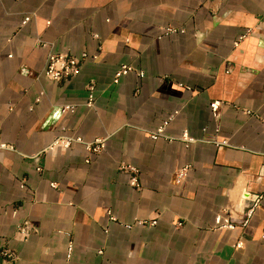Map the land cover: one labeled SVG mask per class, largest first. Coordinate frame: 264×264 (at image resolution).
<instances>
[{"label":"crops","instance_id":"obj_1","mask_svg":"<svg viewBox=\"0 0 264 264\" xmlns=\"http://www.w3.org/2000/svg\"><path fill=\"white\" fill-rule=\"evenodd\" d=\"M52 53L90 57L53 83ZM3 145L0 264H264V0H0Z\"/></svg>","mask_w":264,"mask_h":264},{"label":"built area","instance_id":"obj_2","mask_svg":"<svg viewBox=\"0 0 264 264\" xmlns=\"http://www.w3.org/2000/svg\"><path fill=\"white\" fill-rule=\"evenodd\" d=\"M29 21L28 18L25 19L24 24H26ZM178 30L172 29V28H166L164 30V34L165 35H170V34H174V33H178ZM180 33H184V30H180ZM248 34L243 35L239 38V40H237L235 42V47H238L241 43V41H243ZM95 38H98L97 35H95ZM89 55L87 53H82L79 57L74 56L70 53H52L49 54L48 59H47V65H46V69L44 72L45 78L53 83H62L65 81H69L72 80L74 78H76L82 70V66L83 63L89 59ZM98 56L94 55L93 59H97ZM135 73L137 74L139 77H144V72L143 71H139L137 70L134 66L129 65V64H123L122 66H120V68L117 70L116 74H115V78H114V83L117 84L119 82V79L123 76L129 75ZM88 91H89V99H88V103L87 105L89 107H93L95 104V86L94 83L91 82V84L88 85ZM39 101V100H38ZM223 103L221 101H214L211 103L210 107L211 110L213 112V114H215V116H219L220 112H221V107H222ZM66 111H68L69 113H74L76 110L75 106H67L66 108H64ZM248 114H252L251 112H248ZM173 116L171 118H169V120L167 122H165V124L159 128L154 134H153V138L155 140H157L160 137H164L165 139H169L171 140L172 138H169L168 136L165 135V129L166 127L169 125V123L173 120ZM182 139L185 140L186 142L192 143L194 142L193 139L189 138L187 134H184L182 136ZM82 143V139L81 138H68L66 136H59L53 143L52 146H50L49 150H54L58 147H65V148H69L71 146L72 143ZM222 145H228V142H222ZM0 148L3 149H12V147L10 146H1ZM86 148L87 150H89L91 153L93 154H97L100 153L102 150H104L105 148V142L104 140H95L92 143H87L86 144ZM121 170L122 171H130L132 173L135 174V176L132 177V182L131 184L133 186H138V179L136 177V174L138 173V170L136 168H134L133 166H121ZM184 177V172H181L179 174L180 179H182ZM245 199H249V195L246 193L244 195ZM259 202V198L257 199L255 205ZM253 208L249 210L248 215L249 217H251L252 213H253ZM110 220L112 222H116L117 219L112 215L111 212H108ZM217 222L218 224L220 223H224L223 225L226 228L229 229H233L234 226L231 222L229 221H225L223 220L222 216H218L217 217ZM157 225V220H141V219H136L133 223L131 224H126L124 225L126 229H132L135 226H139V227H154ZM181 225V224H179ZM32 231V226L30 222H25L23 225H21L18 229V234L21 235L24 240H26L27 238H29L30 236V232ZM241 244L238 245V247H240ZM73 250H74V244L73 242H70L68 244V249H67V253H66V264H69V262L72 259V255H73ZM102 253V252H99ZM1 256L3 257H7L12 259V254L8 251V250H3L1 251Z\"/></svg>","mask_w":264,"mask_h":264}]
</instances>
